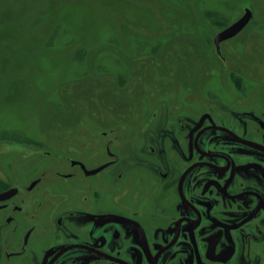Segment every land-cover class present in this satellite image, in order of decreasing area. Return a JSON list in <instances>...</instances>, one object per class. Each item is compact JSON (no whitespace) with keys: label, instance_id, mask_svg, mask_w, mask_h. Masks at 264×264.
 Returning a JSON list of instances; mask_svg holds the SVG:
<instances>
[{"label":"flooded vegetation","instance_id":"flooded-vegetation-1","mask_svg":"<svg viewBox=\"0 0 264 264\" xmlns=\"http://www.w3.org/2000/svg\"><path fill=\"white\" fill-rule=\"evenodd\" d=\"M244 14L195 22L203 48L182 37L220 86L176 81L146 113L0 153V264H264V61L233 66L249 42L264 57V11Z\"/></svg>","mask_w":264,"mask_h":264},{"label":"rangeland","instance_id":"rangeland-1","mask_svg":"<svg viewBox=\"0 0 264 264\" xmlns=\"http://www.w3.org/2000/svg\"><path fill=\"white\" fill-rule=\"evenodd\" d=\"M246 7L264 11V0H0V153L21 142L70 143L82 121L104 129L146 113L147 100L170 94L176 81L215 85L225 77L220 61L193 58L182 37L200 35L203 48L195 22L211 37ZM247 46L233 66L264 61Z\"/></svg>","mask_w":264,"mask_h":264},{"label":"water","instance_id":"water-1","mask_svg":"<svg viewBox=\"0 0 264 264\" xmlns=\"http://www.w3.org/2000/svg\"><path fill=\"white\" fill-rule=\"evenodd\" d=\"M251 17H252V12L249 9H247L244 16H242L238 21H236L235 23H233L232 25H230L229 27L218 33L216 37V42L219 44L222 40L236 35L247 25Z\"/></svg>","mask_w":264,"mask_h":264}]
</instances>
